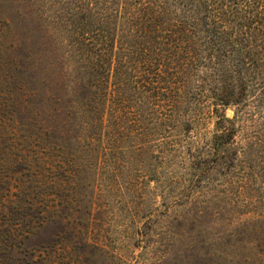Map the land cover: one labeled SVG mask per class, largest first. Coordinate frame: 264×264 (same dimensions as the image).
Instances as JSON below:
<instances>
[{"label": "trees", "instance_id": "trees-1", "mask_svg": "<svg viewBox=\"0 0 264 264\" xmlns=\"http://www.w3.org/2000/svg\"><path fill=\"white\" fill-rule=\"evenodd\" d=\"M0 82L11 85L0 91V197L11 206L17 189L38 203L35 224L50 214L44 188L85 170L55 164L52 150L137 116L175 129L205 112L214 155L255 180L263 140L238 137L264 109V0H0ZM10 99L17 130L4 116ZM17 231L0 229V264H46L20 252ZM254 250L264 264V246Z\"/></svg>", "mask_w": 264, "mask_h": 264}, {"label": "rangeland", "instance_id": "rangeland-1", "mask_svg": "<svg viewBox=\"0 0 264 264\" xmlns=\"http://www.w3.org/2000/svg\"><path fill=\"white\" fill-rule=\"evenodd\" d=\"M3 83L1 92L11 86ZM12 101L4 116L17 130ZM261 111H251L238 137L263 140L255 180L229 172L214 155V119L205 112L191 113V125L175 129L137 116L124 130L96 131L84 143L53 149L55 164L69 161L85 170L64 189L44 188L50 214L42 224L34 223L38 203L18 198L17 189L11 206L1 196L0 229L17 228L20 252L41 255L46 264H260L254 249L264 246Z\"/></svg>", "mask_w": 264, "mask_h": 264}]
</instances>
